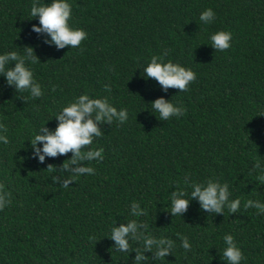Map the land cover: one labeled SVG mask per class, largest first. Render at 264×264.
<instances>
[{"label":"trees","instance_id":"16d2710c","mask_svg":"<svg viewBox=\"0 0 264 264\" xmlns=\"http://www.w3.org/2000/svg\"><path fill=\"white\" fill-rule=\"evenodd\" d=\"M67 2L70 27L87 38L57 49L32 31L40 26L30 14L33 0H0V55L33 47L40 62L26 66L43 92L33 98L0 76V125L7 129L0 135L9 140L0 142V186L11 193L0 211V264H133L136 253L117 251L109 239L113 227L132 220L147 226L140 230L146 235L174 241L172 255L151 264H228L221 257L228 234L243 253L241 264H264V214L244 208L249 199L264 204V183L257 180L264 174V0ZM208 8L215 19L204 24L199 16ZM218 31L232 34L226 51L211 46ZM165 50V62L196 74L188 91L165 92L144 77L151 57ZM85 94L107 97L118 111L127 109L128 119L98 125L102 136L83 151L103 148V161L84 162L95 174L63 188L53 177L70 174L48 165L59 169L72 153L41 164L30 141L43 126L54 131L57 114ZM160 98L185 111L160 120L151 105ZM257 162L261 169L253 170ZM186 177L226 183L229 199L241 200L239 210L211 214L196 199L173 217L171 193L184 191L190 199ZM133 202L147 214L131 215ZM177 234L188 238L190 251ZM137 247L142 242L130 240V249Z\"/></svg>","mask_w":264,"mask_h":264},{"label":"clouds","instance_id":"9594fccd","mask_svg":"<svg viewBox=\"0 0 264 264\" xmlns=\"http://www.w3.org/2000/svg\"><path fill=\"white\" fill-rule=\"evenodd\" d=\"M30 14L34 18H39L40 26H33L32 31L37 34H46L50 40L44 42L52 45L57 49H64L68 46L71 48L79 47L87 38V33L83 29H73L69 25L72 15L71 5L67 0H52L50 4L41 5L39 0H33ZM215 19V13L211 8L204 10L199 20L204 24H209ZM211 46L216 51H226L231 47L232 34L226 31H218L210 36ZM24 54L20 55L15 51L0 55V73L6 78L9 86H14L17 92L28 90L33 98H39L43 95L41 85L34 81L32 71L26 66L27 63H36L40 60L35 54V50L31 46L23 48ZM168 55V51L160 56H152L150 63L143 69L146 79H154L162 86L165 92L170 88L179 89L180 92L188 91L189 85L196 80V74L189 68L181 66L179 63H173L171 60L165 62L164 57ZM15 62V67L9 65ZM55 90V89H53ZM106 91H111L110 86L105 85ZM153 109L159 113V119L168 121L171 117H179L185 111L175 106L172 101L169 102L163 98L155 100L151 103ZM128 119L127 109L117 110L112 106L107 97L103 99H93L89 95H80L68 106L64 107L56 116L58 126L54 131L43 126L32 139L33 158H37L41 164L45 162L46 157L66 156L72 153V158L64 162L62 167L57 169L53 165H48L47 170L56 169L60 173H69V177L63 175L54 176L53 181L63 188L69 187L73 183L74 177L83 176L85 174H95L92 167L85 166L84 162L93 160L103 161L104 149H92L83 151L87 146L93 143L94 137H101L103 132L98 125L109 124L113 121H119L121 124ZM0 130L6 132L7 129L0 125ZM0 142L8 144L9 140L6 135H0ZM43 147H39V145ZM261 169V165L257 162L254 169ZM257 180L264 183V174L257 177ZM185 183L192 188L190 199L186 198L188 194L184 191H174L171 193V211L173 217L182 216L188 208L191 200H199L201 209L208 213L224 214L227 208L232 214H236L240 208L241 200H230V192L228 185L221 184L218 181L208 179L205 183H190V178H185ZM11 193L4 192L0 186V211L11 204ZM244 208H256L258 214H264V204L256 200H247ZM146 210L141 209L139 203L131 204V215L144 216ZM190 226V225H189ZM147 226L138 223L135 220L126 224H120L119 227L111 229L109 239L115 241L114 248L121 252H135V260L133 264H151L152 260L166 258L171 254L174 248V241L168 238H155L146 235ZM181 240V247L185 251L191 250V244L186 236L177 234ZM94 240L95 237H89ZM226 247L222 251V259L228 264H241L244 259L241 249L237 246L234 237L230 234L224 236ZM130 240L142 242L143 247L130 249ZM155 249V251H153ZM145 253H152L151 257ZM172 255V254H171Z\"/></svg>","mask_w":264,"mask_h":264}]
</instances>
